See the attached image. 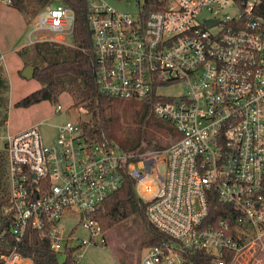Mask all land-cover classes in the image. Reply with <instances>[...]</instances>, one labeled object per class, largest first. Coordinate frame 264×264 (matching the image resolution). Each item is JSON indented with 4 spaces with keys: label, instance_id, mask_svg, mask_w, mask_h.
<instances>
[{
    "label": "built area",
    "instance_id": "2783aa9c",
    "mask_svg": "<svg viewBox=\"0 0 264 264\" xmlns=\"http://www.w3.org/2000/svg\"><path fill=\"white\" fill-rule=\"evenodd\" d=\"M115 1L132 10L87 0L99 90L146 102L179 137L162 150L137 153L90 138L80 121L58 126L49 144L39 124L7 132L3 216L11 222L13 247L0 264H33L17 251L28 229L75 264L85 246L99 244L94 214L126 174L146 198L148 222L168 237L135 264H183L186 250L205 251L212 264H227L224 254L232 252L233 264L264 241L261 0H153V10L146 0ZM74 25L72 9L49 4L33 18L29 37L35 39L27 45L70 47ZM4 61L0 48L2 72ZM178 85L182 92L166 93ZM211 192L238 211L235 226L205 224ZM80 229L86 237L77 235Z\"/></svg>",
    "mask_w": 264,
    "mask_h": 264
},
{
    "label": "trees",
    "instance_id": "16d2710c",
    "mask_svg": "<svg viewBox=\"0 0 264 264\" xmlns=\"http://www.w3.org/2000/svg\"><path fill=\"white\" fill-rule=\"evenodd\" d=\"M61 3L73 10L75 25L72 35V46L67 47L53 43H34L17 51L25 66L34 68L32 79L36 80L39 88L21 99L17 106L30 108L47 101L57 104L63 95L70 98V108H83L88 111L90 121H80V127L90 138L113 141L112 119L103 116V112L111 107L112 98L100 92L96 82V60L92 51L93 43L87 21V0H9V7L19 13L28 25L45 6ZM146 5L153 10V0H146ZM256 13L264 19V0L256 9ZM8 90L7 80L0 71V105ZM147 105V112L150 109ZM126 151L144 153L137 147ZM166 146L156 144L149 150H162ZM9 203V184L7 181L6 153L0 148V255L8 253L13 247L10 234L11 222L3 216V209ZM209 214L206 225H214L220 220L235 226L238 211L232 205L219 201L214 192L208 199ZM146 204L136 194L135 181L126 174L122 186L105 199L101 208L95 212L101 233L104 234L119 225L124 220L138 216L143 226L149 232L151 239L143 244L149 248L159 244L168 237L154 228L145 214ZM17 251L33 264H73L70 259L60 262L45 239L39 233L28 229ZM234 253L224 254L227 264L231 262ZM183 264H212L213 257L205 251L186 250L182 252Z\"/></svg>",
    "mask_w": 264,
    "mask_h": 264
},
{
    "label": "rangeland",
    "instance_id": "374dc122",
    "mask_svg": "<svg viewBox=\"0 0 264 264\" xmlns=\"http://www.w3.org/2000/svg\"><path fill=\"white\" fill-rule=\"evenodd\" d=\"M117 10H132L115 0H106ZM30 24L26 25L24 18L11 9L7 0H0V48L5 54L3 73L7 80L8 90L0 105V148L3 147L2 137L7 132H17L21 129L39 124V133L44 144H49L57 136V127L67 121H90V115L83 108H70V98L61 96L57 104L47 101L30 108L17 106V103L39 88L34 79H24L21 71L25 65L17 51L35 39L29 37ZM67 42L71 43L70 39ZM181 86H174L167 94H179ZM62 107L56 112V106ZM147 103L135 99L113 97L111 107L103 112V116L112 119L114 142L126 149L137 147L139 151L149 150L160 144L168 147L179 137L174 126L158 118ZM162 172V169H159ZM139 198L146 199L137 189ZM78 236L86 237V232L79 230ZM103 236L105 243L100 244ZM151 239L149 232L143 226L138 216L130 217L108 232L97 236L98 245H87L82 249V257L75 264H135L147 251L143 244ZM60 257L59 261L64 262ZM233 264H264L263 244L246 251Z\"/></svg>",
    "mask_w": 264,
    "mask_h": 264
},
{
    "label": "water",
    "instance_id": "95a60500",
    "mask_svg": "<svg viewBox=\"0 0 264 264\" xmlns=\"http://www.w3.org/2000/svg\"><path fill=\"white\" fill-rule=\"evenodd\" d=\"M34 75V68L32 66H25L21 71V77L24 79L30 80Z\"/></svg>",
    "mask_w": 264,
    "mask_h": 264
},
{
    "label": "crops",
    "instance_id": "0c3cea01",
    "mask_svg": "<svg viewBox=\"0 0 264 264\" xmlns=\"http://www.w3.org/2000/svg\"><path fill=\"white\" fill-rule=\"evenodd\" d=\"M22 130V129H21Z\"/></svg>",
    "mask_w": 264,
    "mask_h": 264
}]
</instances>
